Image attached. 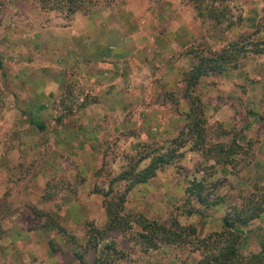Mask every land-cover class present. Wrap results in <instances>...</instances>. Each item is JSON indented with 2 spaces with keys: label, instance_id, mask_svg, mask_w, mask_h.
Listing matches in <instances>:
<instances>
[{
  "label": "rangeland",
  "instance_id": "1",
  "mask_svg": "<svg viewBox=\"0 0 264 264\" xmlns=\"http://www.w3.org/2000/svg\"><path fill=\"white\" fill-rule=\"evenodd\" d=\"M81 1L84 9L92 11L99 6L112 8L117 0ZM146 1L149 2L147 9L155 18L151 30L154 28L155 32L162 34L171 30L177 32L180 27L176 23L180 24L182 19L185 27L191 28L194 34L187 46L173 56L181 58L185 67L180 76L182 86L179 92L167 93L173 113L183 114L186 119L188 110H181L177 97L186 99L183 95V76L196 64V56H210L223 48L226 59L223 60L222 72L202 76L191 93L192 96H199L203 104L206 121L203 151L191 150L192 141L181 140L182 147L176 145L179 139L171 143L177 132L143 142L145 147L138 148L141 153L150 154L152 149L163 146L164 150L175 149L174 159L157 170L155 179L147 187L139 189L138 184L135 185L127 193L124 207H118L119 214L126 220H132L140 214L166 224L175 218L182 225L195 226L197 234L205 236L213 232L208 228L215 227L214 221L222 220L227 211L232 214L242 212L249 204H262L264 165L256 162L264 154V0H213L212 3L202 0L200 5L198 0ZM10 3L13 9L16 3L21 4L20 9L12 10L11 17L16 18L13 25L2 23L3 16L9 13L6 6ZM206 4H210V7L205 8ZM32 5H36V9ZM198 8L203 10V15H198ZM208 9L212 10V17L207 16ZM66 11V0H0V68L8 67L10 62L13 64L12 59L16 57L15 50L5 54L1 36L6 28L40 30L39 26L48 24V15H56L57 25L62 26L75 12L86 13L77 10L67 14ZM39 12L47 17L40 20L33 16ZM155 23L158 26L154 27ZM184 34L189 33L184 31ZM1 87L0 96L6 95L7 88ZM75 94L76 89L72 92L68 86L62 87L57 102L60 103V110L71 108ZM1 102L4 106L3 99H0ZM227 103L234 108L235 117L226 128L223 122L213 119V114ZM245 125L249 132L246 136V133H242ZM120 139L117 138L116 142ZM217 145H223L224 148L238 145L240 148L236 150L237 154L230 157L218 156L221 161L232 159V162L222 165L216 163L213 157L214 146ZM135 153L127 151L120 144L108 145L103 152L96 154L93 168L85 167L84 162V166H81L83 153L60 154L55 169L43 168V163L51 159L52 154L33 153L36 157L32 161L25 164L19 161L18 170L14 171L19 180L25 181L33 174L40 179L34 178L33 185L11 183L5 188L6 198L19 187L30 190L31 194H22L17 197V201H0L12 212L11 216L0 212V257L3 252L7 255L3 264H14V258L18 264H193L199 258V252L193 251L192 245L158 241L155 249H146L136 234L137 228L133 221H130L132 228L124 224L119 228L106 226L105 202H111L116 211L117 197L126 184V181L116 178L121 171L128 169L134 160L130 156ZM18 156H12L15 162L22 158V153L19 152ZM2 157L5 156H0V159ZM149 160L142 162L141 166ZM257 165L259 169H256ZM202 176V194L207 195V201L220 200L222 203L204 209L192 198V193L191 196L185 194L184 190L193 178L200 180ZM4 178L5 174L0 169V179ZM2 189L3 184H0V194ZM105 193L107 197H104ZM81 204L84 208L76 215L74 206ZM195 208L202 214L187 216L181 212ZM21 226L27 227L28 231L19 233L17 229ZM249 232L242 244L243 253L257 250L259 241L264 238V220ZM18 240L28 244L33 241L38 243L30 249L12 247V242ZM188 240H194L193 236ZM4 241L11 244L6 245Z\"/></svg>",
  "mask_w": 264,
  "mask_h": 264
},
{
  "label": "crops",
  "instance_id": "2",
  "mask_svg": "<svg viewBox=\"0 0 264 264\" xmlns=\"http://www.w3.org/2000/svg\"><path fill=\"white\" fill-rule=\"evenodd\" d=\"M113 5L99 6L86 13L75 12L62 26L57 25L56 15H48V24L39 26L40 30H4L1 39L5 54L15 50L16 57L13 64L0 68V85L7 88V94L0 96L5 103L0 104V156H5L0 159V169L5 174L0 179L1 202L17 201L18 196L31 194L19 187L7 198L4 196L11 183L33 185L35 179H40L33 174L25 181L19 180L14 172L19 161L24 164L32 161L34 154H52L43 168L55 169L60 154L83 153L81 166L84 162L85 167L93 168L96 154L108 145L120 144L127 151L136 152L143 142L175 135L182 128L185 117L172 112L167 93L176 94L181 89L184 62L173 56L192 40V29L185 27L181 19L180 24L176 23L180 27L177 32L162 34L151 30L155 18L147 9L146 0H117ZM20 6L18 3L14 9L11 3L6 6L9 13L3 16L2 23L13 25L16 18L11 17L12 10ZM32 6L36 9V5ZM33 16L40 20L47 17L42 12ZM63 86L72 92L76 89L72 106L66 107L67 110H60L57 103ZM177 100L182 111L188 110L186 99L178 96ZM233 109L224 104L214 111L213 119L227 128L234 121ZM246 125L242 131L245 136L249 135ZM117 138H121L119 144ZM19 152L22 158L15 162L12 156H18ZM261 155L258 165H264V154ZM154 179L155 176L138 184L139 189ZM74 208L78 215L84 205ZM0 211L7 216L12 214L4 204H0ZM262 220L264 215L251 222L244 235ZM214 222L215 227L208 230H222L221 219ZM26 228L21 226L17 230L26 232ZM37 243L18 240L10 244L17 249H30ZM6 256L3 252L0 264L5 263ZM12 261L18 264L15 258Z\"/></svg>",
  "mask_w": 264,
  "mask_h": 264
},
{
  "label": "trees",
  "instance_id": "3",
  "mask_svg": "<svg viewBox=\"0 0 264 264\" xmlns=\"http://www.w3.org/2000/svg\"><path fill=\"white\" fill-rule=\"evenodd\" d=\"M201 4L202 0H198ZM204 1V0H203ZM209 1V0H208ZM211 3L213 0H210ZM197 2V1H196ZM210 3V4H211ZM210 4H206V7H210ZM66 13L72 14L77 10H84L86 12L89 9H84L83 2L81 0H66ZM198 15H203V10L198 8ZM88 10V11H87ZM212 10L208 9L207 16L212 17ZM219 22V21H217ZM222 48L219 52H214L210 56L197 55V62L189 71L183 76L185 83L184 97L188 102V111L185 116V123L182 128L177 132L174 140L171 143H175L176 139L180 141L176 143L177 147H182L183 141H192L191 150L203 151V143L205 141V125L203 104L199 96H192L196 84L202 76L208 75L213 72H222L224 70L223 60L226 59V55ZM256 53V51H255ZM38 127H42L41 124H36ZM147 146V145H146ZM142 148L145 145H141ZM238 145H231L224 148L223 145L214 146V158L216 163L227 165L232 162L231 158L221 159L218 156L237 154ZM178 150V149H177ZM209 149L208 151H210ZM175 149L164 150L163 146L152 149L151 153H141L137 150L131 157L133 160L128 169L121 171L116 180L126 181L123 191L117 197L116 211L112 207L111 202L106 203L107 221L106 226L108 228H119L122 224L132 228L130 221H133L137 228L136 234L140 240L145 244L146 249H155L156 243H187L192 245L193 251L199 252V258L193 264H264V238L259 241L257 250L249 253L242 252V244L247 239L244 235V229L252 224L254 220L260 218L264 214V195L261 197V205L256 206L247 205L242 212H226L222 217V230L213 231L205 236H199L196 228L193 225H182L175 218L172 219L170 224L161 223L155 219H148L142 215L135 216L132 220H126L119 214V209L123 208L127 193L137 184L147 182L149 179L156 175L157 170H160L163 166L169 164L174 159ZM151 154H154L151 156ZM150 159L149 162L143 166L141 163ZM222 162V163H221ZM264 188V184L262 185ZM111 191V189H110ZM185 194L189 196L192 193V198L205 209L209 205L217 206L220 200L215 202H208L206 196L203 195V176L200 180H196L195 177L190 182V185L185 188ZM107 193L104 197H107ZM191 196V195H190ZM256 203H259L255 200ZM1 212V211H0ZM187 216L202 212L198 209H189L181 211ZM130 223V224H129ZM193 236L194 240H188ZM108 247V246H106Z\"/></svg>",
  "mask_w": 264,
  "mask_h": 264
}]
</instances>
